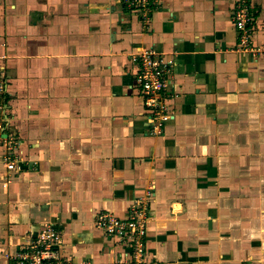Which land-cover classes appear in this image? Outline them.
<instances>
[{"label":"crops","instance_id":"0c3cea01","mask_svg":"<svg viewBox=\"0 0 264 264\" xmlns=\"http://www.w3.org/2000/svg\"><path fill=\"white\" fill-rule=\"evenodd\" d=\"M241 0H0V264L46 224L71 264H125L95 226L151 190L140 264H264V52L235 49ZM264 47V0H243ZM145 47L172 65L159 133L134 82Z\"/></svg>","mask_w":264,"mask_h":264},{"label":"built area","instance_id":"2783aa9c","mask_svg":"<svg viewBox=\"0 0 264 264\" xmlns=\"http://www.w3.org/2000/svg\"><path fill=\"white\" fill-rule=\"evenodd\" d=\"M158 0H123V6L136 12L143 19L148 18ZM233 24L236 29L237 42L235 49L242 54L255 55L264 52L253 43V16L249 4L241 0L233 8ZM139 64L134 72V82L139 86L143 105L151 118L150 133H159L164 122L170 117L167 104L166 87L172 76V65L162 53L145 47L138 54ZM0 72V125L3 120V102L5 81ZM0 145L5 150L3 160L8 169L14 168L13 156L17 140L3 135L0 130ZM151 190L143 196L133 198L126 218H120L112 211L104 210L95 216V226L102 229L109 237L118 239L120 243L128 244L131 251L123 258L125 264H140L144 254V240L151 218L149 196ZM60 232L51 223H46L38 234L29 242L20 244L13 256L14 264H71L59 250Z\"/></svg>","mask_w":264,"mask_h":264}]
</instances>
